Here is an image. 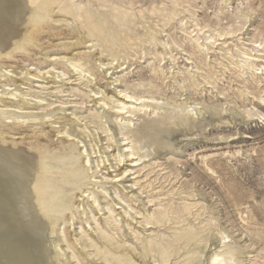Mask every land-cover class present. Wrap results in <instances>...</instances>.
<instances>
[{"label":"rangeland","instance_id":"1","mask_svg":"<svg viewBox=\"0 0 264 264\" xmlns=\"http://www.w3.org/2000/svg\"><path fill=\"white\" fill-rule=\"evenodd\" d=\"M80 1L83 11L96 12L100 19L108 22L119 46L118 59H114L108 44L96 34L87 37V44L61 49L60 43L77 41V38L64 37L71 36L70 28L79 27L69 18H78L65 13L52 17L51 21L56 25H61L60 22L64 24L63 34L47 37L43 40L44 46L36 50L42 54L68 53V56L87 53V59L100 67V75L75 71L66 59L53 66L41 61V54L34 55L32 52L33 57L20 55L12 60V64L4 65L10 72L4 69L0 72L5 74L2 77L5 81L0 83V92L5 89L3 98H0V111L3 104L12 102L17 106L20 100L23 108L19 112L25 117L17 118L13 112L18 111L7 110L4 116L8 118L3 122L8 121L16 137L39 136L48 139L45 134H49L56 135V141L57 136L66 138L65 131L82 133L86 126L87 132L96 135L98 125L102 123L108 128L114 126L118 131L124 125L122 116L116 118L109 109L123 106L117 103L118 99L124 98L120 91L156 96L163 107L155 114L139 113L132 124V132L123 130L124 134L130 133L144 157L120 181L116 179L105 183L104 176L108 175L109 170L110 175L114 176L118 172L112 170L128 168L131 164L129 158L118 165L120 157L114 155L118 150L111 147L114 151H108L107 148L115 139H107V133L101 129V142L99 135H96L102 151H108V154H103L105 159H110L106 164L112 165H106L102 171L97 169L94 174L97 176L96 186L85 185L86 178L81 182L84 188L99 193V203L103 208H96L93 212L87 210L86 217L92 222V225L86 226L88 233L95 236L93 239L98 246H107L110 251L120 255L118 260L121 264H190L201 258L203 249L215 247L217 237L221 236L220 231H227L230 237L225 248L234 250L242 264H264V108L253 97L257 92V83L251 73L240 77L238 68H234V62L241 59L239 55L242 51L252 52L264 59V47L254 43L260 34L264 35V0ZM115 6L120 9L113 10ZM154 7H176L181 14L165 24L160 15L150 12ZM249 7L255 8L250 20H231L232 14H240ZM87 15L86 12L78 21L88 33L90 26L85 20ZM184 16L191 17L185 27L188 31L194 29L196 21L200 24L210 22L213 28L207 27L209 31L201 34V43H206L204 37L209 36L214 28L228 30L231 25L235 28L243 25V29L233 35H215L220 40L206 58L207 46L201 52L188 33L179 28V18ZM120 24H126L135 34V39L142 42L137 41V46L124 42ZM153 35L157 40L152 44L145 42L146 37ZM226 37L229 39L224 45ZM158 38L170 44L165 48ZM174 41L181 44V48ZM228 48L236 57L228 54ZM161 51H172L177 60L174 62L166 54V59L161 63L166 73L154 74L151 67L157 65L159 60L155 53ZM107 61H112V64H107ZM33 62L41 63L31 64ZM68 69H71L70 72ZM179 69L183 73H179ZM102 74L108 75V78L102 79ZM258 76L262 80L260 89H264V76ZM182 79H186L185 87L176 82ZM15 80L18 81L16 85ZM113 80L117 81L110 85ZM5 83L19 88L21 93L18 92L17 96L6 93L9 86ZM247 88L254 93L242 94ZM103 89L105 96L109 97L106 108L100 107L95 98L97 96H94L95 92ZM185 103L192 105L194 112L177 108V105ZM223 107L226 111L222 110ZM248 110L258 114L256 120L245 117L243 111ZM96 114H100V117L91 123L92 115ZM25 119L27 121L23 122ZM65 124H68L66 128ZM123 137V134H116L118 143ZM59 145L62 149L66 147L63 143ZM67 146L73 147L75 144L69 143ZM78 153L76 151L78 161L74 166L80 165ZM107 201L112 202L115 208L120 207L113 213L118 222L111 223L108 219L111 213L105 207ZM117 202L126 206L128 214L121 204L116 205ZM84 203L87 205V199ZM189 210L191 214L187 213ZM93 215L104 232L95 230L98 227L92 219ZM242 217L248 222L243 221ZM150 219L152 223L149 225L140 223ZM79 226V223L75 224L74 227L78 228L75 233H80ZM114 226L119 229H114ZM258 234L262 236L261 239H258ZM82 244L86 246L85 251L96 252L87 237L80 241L78 247L81 248ZM144 247L149 250L147 258L141 255ZM89 259L102 262L97 257L89 256Z\"/></svg>","mask_w":264,"mask_h":264},{"label":"bare ground","instance_id":"2","mask_svg":"<svg viewBox=\"0 0 264 264\" xmlns=\"http://www.w3.org/2000/svg\"><path fill=\"white\" fill-rule=\"evenodd\" d=\"M228 2L230 0H223ZM120 7L115 6L113 10H118ZM87 12L86 22L89 24L88 33L80 27L79 18L83 17ZM151 13L158 14L161 16L162 20L166 23L171 22L175 17H178L181 13L176 8H158L154 7L150 9ZM255 12V8L249 7L244 11H240V14H232L230 16L231 20L243 19L245 22L251 19L252 14ZM67 14L71 16L76 15V18H69L74 23L77 22L79 27L70 28L69 33L71 36L64 37V39L77 38L76 42H62L59 44L60 48H71L77 44H87L89 40L87 37L94 36V34L99 35L108 44V47L112 50V56L115 60L119 57V46L115 41V37L108 27V22L100 19L96 12L90 10H82V1L80 0H0V72L4 70L10 72L8 67L4 65L7 63L12 64V60L20 55L26 54L30 57L34 55H42L41 61L49 65H57L60 63L61 59H66L71 67L75 71L80 73H88L90 75H97L98 67L95 62L88 60L87 53H78L68 56V53H44L38 52L36 48H42L44 46L43 40L49 36L57 35L58 37L63 34V26L56 25V22L51 21L52 17L59 16V14ZM55 14V15H53ZM72 15V16H74ZM191 17L184 16L179 18L180 29L188 33L190 40H193L200 51L202 52L205 47L206 52L204 56L206 58L209 55V51L215 48L217 41L215 35L221 37L236 34L238 31H242L243 25L237 28L230 26L231 29L219 30L214 28L209 33V36H205L204 40L206 43H201L202 33H207V27L213 28L209 21H205L204 24H200L198 21L194 23L193 30H186L185 27L188 20ZM132 22L130 19H128ZM120 22V21H119ZM120 34L124 42H130L129 46H137L142 42L141 39H135V34L130 30L126 24H120ZM213 32H217L213 34ZM75 34V35H74ZM51 39V38H49ZM224 45L228 42L229 38H224ZM227 39V40H226ZM154 40H157L153 35L151 37H146L145 42L152 44ZM160 43L166 48L170 42L158 38ZM210 40V41H209ZM178 48H181V44L174 41ZM258 44V47H264V35L260 34L259 38L254 41ZM210 44V45H208ZM236 45V44H235ZM228 48V54L232 58L236 57ZM183 50H185L183 48ZM169 54V58L176 62L177 58L172 51H161L156 52L155 55L159 56L158 64L151 67V71L154 74H165V70L162 66V61L166 59L165 55ZM240 60L234 62V68H238L239 76H244L251 73L256 84V95L253 97L260 101L261 106L264 108V89L261 88L260 80L261 76H264V59L260 56L253 55L252 52L242 51ZM190 59V57H188ZM25 61V60H24ZM66 62H63L65 64ZM97 62V61H96ZM203 62V61H202ZM41 63V62H39ZM38 62L31 64H39ZM204 63V62H203ZM107 64H112V61H107ZM122 64L119 65V67ZM11 67V65H10ZM24 69V68H23ZM71 69H68L70 72ZM171 70V68H170ZM189 70V69H188ZM66 69L63 70L66 74ZM183 73L181 69L178 71ZM82 75V74H81ZM100 75V74H99ZM5 74L0 73V83L5 81L2 77ZM108 75H101L102 79H107ZM117 80H113L109 84H113ZM177 84L181 87H185L186 79L176 80ZM17 80L14 81L16 85ZM4 85L9 86V91L6 92L11 96H17L19 91L17 87L12 88V84L5 83ZM249 88L243 90L242 94H250L254 92L248 91ZM3 89L0 93V98H3ZM3 92V93H2ZM124 94L123 100L118 99L117 103L120 106H112L109 109L112 110L113 116L118 118L122 116L124 119V125H121L118 131L114 126L111 128L106 127L103 123L98 125L96 135H99L100 142L102 141L101 133H107V139L113 141L116 144H109L107 148L108 151L118 150L116 154L120 157L117 160V164L125 161L129 158L130 165L126 169L112 170L117 171L118 174L110 175V170L108 175H105V183L120 181L126 172L134 169L136 165H139V161L144 157L143 154L139 153V150L135 146L134 140L131 139L130 133H123V130H129L132 132V124L138 116L139 113L143 112L145 114L157 113L159 108H162V102L157 99L156 96H144L135 93H128L126 90L120 91V94ZM223 93V92H221ZM102 94V96H100ZM106 91L103 89L101 91L95 92L94 96L98 99L97 103L100 107H105L109 105L108 95L105 96ZM224 94V93H223ZM1 101V99H0ZM17 106L10 103H5L2 105L0 111V264H121L120 255L110 251L107 246L100 247L94 242L91 233H88L87 225H92V222L86 217L88 209L93 212L94 209L103 210L101 203H99L98 192L91 188H84L81 182L86 178L85 185L93 184L97 185L95 180L97 179L94 174L98 171L97 169H102L106 167L109 158L105 159L103 154H108V151H102V145H99V141L95 134L92 132H87V126L84 127L83 132L75 133V131H65L67 135L66 138L62 136L45 134L47 138H41L39 136L31 137H16V133L11 132V125L3 120L7 119L8 111H18L13 112L16 114L17 118L25 117L19 110L23 107L20 106L21 101L17 102ZM1 105V104H0ZM154 106V107H152ZM153 110H149V108ZM177 108L186 111L188 113L194 112L195 108L187 103L183 105H177ZM200 113H202V109ZM226 111V109H222ZM105 111V110H104ZM246 118L250 120H256L258 114L252 110L243 111ZM123 114L125 116H123ZM198 112H196V115ZM2 115V116H1ZM34 116V115H32ZM36 116V115H35ZM38 116V115H37ZM91 123L95 122V118H99L100 114L92 115ZM102 120V118H101ZM25 119L23 122H26ZM68 124H65L66 128ZM112 134H108V133ZM61 132H59L60 134ZM123 134V139L118 143L116 139V134ZM89 138V140H86ZM66 144V147L62 149L58 143ZM27 140V142H25ZM69 143H74L75 146H67ZM111 147H115L112 150ZM124 149L120 151V149ZM60 150V151H59ZM76 151L79 153V163L80 165L74 166L78 161V156ZM240 151H238L239 153ZM205 158V156L203 157ZM209 164H207L208 166ZM113 167V166H111ZM210 170L215 172L212 167H208ZM101 183L103 180L101 179ZM104 183V184H105ZM116 183V182H115ZM137 184V183H134ZM132 184V185H134ZM108 193V192H107ZM87 199V205L84 200ZM91 199V200H90ZM121 200L125 202L122 198ZM73 204V206H71ZM128 214L126 206L122 203L117 202L116 205H120ZM129 205V204H128ZM101 207V208H100ZM111 215L109 220L111 223L118 222V219L114 217V211L120 209V207L115 208L112 202L107 201V206H105ZM128 207H131L130 205ZM133 209V208H131ZM137 214H141L136 211ZM191 214V211H187ZM163 214V212H161ZM92 219L97 224L98 229L96 231L104 232L103 227L100 226L98 219L93 215ZM243 221L248 222L242 217ZM79 221V222H78ZM79 223L80 233H75L78 228H75V224ZM140 223L149 225L152 223L150 220H144ZM115 227V226H114ZM73 228V231L71 230ZM93 229V227H92ZM114 229H119L115 227ZM220 237H217V244L215 247L210 249H203L201 252V258L190 264H242L239 258L236 256L234 250H227V241L230 234L227 231H220ZM79 236V237H78ZM111 238L112 235L109 234ZM87 237L91 240V245L94 246L96 252L85 251L84 246L79 248L78 245L80 241ZM258 239H261V235H257ZM208 239V237H207ZM207 247V246H205ZM104 253V256L102 255ZM142 258H147L149 256V250L144 247L142 252ZM89 256L93 258L102 259L101 263L89 259ZM204 256V259H202ZM132 258H135L131 254ZM155 262V260H154ZM143 264H151L144 262ZM164 264V263H163Z\"/></svg>","mask_w":264,"mask_h":264}]
</instances>
